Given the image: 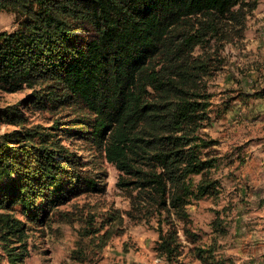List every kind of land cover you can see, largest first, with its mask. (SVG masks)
I'll return each mask as SVG.
<instances>
[{"label": "trees", "instance_id": "trees-1", "mask_svg": "<svg viewBox=\"0 0 264 264\" xmlns=\"http://www.w3.org/2000/svg\"><path fill=\"white\" fill-rule=\"evenodd\" d=\"M257 3L0 0L18 23L0 31V90L31 91L0 109V121L16 127L0 134V246L10 264L24 259L27 223L43 226L60 206L103 190L98 157L119 172L132 208L156 218L159 258L177 260L182 236L201 264H224L212 245H197L187 208L218 194L216 159L203 153L213 141L200 133L211 119L202 80L213 56L194 53L210 38L242 40ZM20 105L65 115L26 126Z\"/></svg>", "mask_w": 264, "mask_h": 264}, {"label": "rangeland", "instance_id": "rangeland-1", "mask_svg": "<svg viewBox=\"0 0 264 264\" xmlns=\"http://www.w3.org/2000/svg\"><path fill=\"white\" fill-rule=\"evenodd\" d=\"M17 28L12 12H0V31ZM207 43L194 55L215 57L207 63L212 75L202 80L205 94L211 95L212 110L200 133L213 141L203 153L216 159L211 177L217 181L218 194L187 208L192 229L200 235L197 245H212L224 264H244L242 258L248 253L252 256L253 248L250 242L241 241L243 248L237 246L236 233L250 239L264 237V20L248 18L240 41L210 38ZM30 93L29 89L0 90V109L19 105ZM20 110L26 126L47 127L65 115L35 112L21 105ZM15 128L0 121V134ZM79 153L90 160L91 154ZM96 161L103 190L60 206L43 226L27 223L26 251L20 264H168L154 251L156 218L147 220L143 211L132 208L130 192L118 185L116 168L103 158ZM193 179L196 182L199 177ZM215 221L222 223L226 234L215 231ZM180 238L182 254L171 264H201L194 256V246ZM10 246L18 247V243ZM0 264H10L1 246Z\"/></svg>", "mask_w": 264, "mask_h": 264}, {"label": "crops", "instance_id": "crops-1", "mask_svg": "<svg viewBox=\"0 0 264 264\" xmlns=\"http://www.w3.org/2000/svg\"><path fill=\"white\" fill-rule=\"evenodd\" d=\"M250 18H253L254 20L257 19V21H263L264 20V1L258 0L257 7L253 11ZM264 228V227H263ZM237 238V246L240 248H243L241 244H239L241 241L246 242L247 244H251V247L253 248L251 254L248 253V256H244L243 262L244 264H264V237L262 236H252V238H244V236L240 235V231L236 233ZM247 260V261H245Z\"/></svg>", "mask_w": 264, "mask_h": 264}]
</instances>
